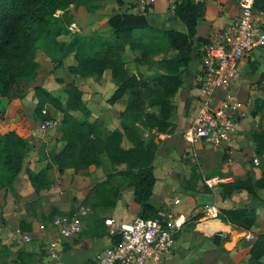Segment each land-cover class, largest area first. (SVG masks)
Instances as JSON below:
<instances>
[{
	"label": "crops",
	"instance_id": "1",
	"mask_svg": "<svg viewBox=\"0 0 264 264\" xmlns=\"http://www.w3.org/2000/svg\"><path fill=\"white\" fill-rule=\"evenodd\" d=\"M136 1L133 0L135 9L124 12H137ZM239 1L191 0L194 4L201 5L203 15L197 22L194 52L183 73V85L173 97L176 107L172 122L175 130L164 133L145 127L140 129L141 138L146 143L154 141L158 144L154 161L157 181L151 203L159 212L163 213L164 208H167V212L186 218L173 251L163 264H251L252 248L264 239V188H256V196L245 190H238L222 198L217 192L199 185L193 190L186 189L175 194L169 178L178 175L186 167V155L190 161L197 160L204 174L215 172L219 176H231L233 182L248 176L256 181L264 171V157L255 153L254 141L250 138L251 130L260 129L261 126L264 129V108L259 118L252 114L255 107V102L252 105L253 100L256 101L259 97L264 99V90L258 83L264 73V47L256 48L244 58L240 66V79L232 89L244 101L246 111L245 117L239 119L232 140L219 148L200 143L195 148L196 157L193 158L191 147L182 136L198 107V74L201 66L198 45L215 30L224 28L239 16ZM146 17L149 24L157 28H175L182 32L187 30L181 18L171 11L167 0H155ZM138 56V51L127 47L125 59L131 73L138 74L139 64L135 60ZM72 59V55L65 58V64H74ZM100 87V91H107V95L103 94L106 99L116 89L117 83L110 70L100 78ZM27 96L0 97V132L16 131L31 146L13 186L0 190V264H48L51 259L48 247L55 241L62 243L58 246L57 258L64 264H93L100 250L113 242L106 220L126 223L139 215L140 205L135 201L132 186L122 188L114 207L91 205L96 197L92 187L105 180L109 173L125 169L126 165L113 164L103 154L99 167L91 165L81 171L67 169L61 174L54 162L55 155L64 145L61 126L42 131L34 113L33 102ZM127 96L108 105V112L100 117L104 121L100 122L103 127L110 130L121 128L120 113L126 107ZM75 116L79 120L85 119L79 117V112H75ZM45 133H50L53 139H45ZM252 159L258 161L255 160L254 164L250 162ZM47 166L50 167L49 185L37 191L30 175L38 174ZM120 179L119 175H115L112 183L116 185ZM212 202H216L220 209L255 206L254 225L251 229L244 230L221 216L206 218L201 214L202 209ZM81 206L86 208L81 232L64 237L51 221L58 215L79 211ZM199 213L201 216H196ZM248 231L256 234L254 242L243 238V234ZM218 232L225 235L219 236ZM26 237H30V240ZM259 261L264 264V251Z\"/></svg>",
	"mask_w": 264,
	"mask_h": 264
},
{
	"label": "trees",
	"instance_id": "2",
	"mask_svg": "<svg viewBox=\"0 0 264 264\" xmlns=\"http://www.w3.org/2000/svg\"><path fill=\"white\" fill-rule=\"evenodd\" d=\"M78 1L0 0V97H10L14 87L33 79L30 76L33 70L36 72L38 68L34 61L38 43L45 41L44 47L53 37L55 48L53 56H50L56 66H62L64 59L72 55L75 63L69 65V71L73 74L101 78L110 70L117 87L108 102L114 104L124 96H129L125 109L120 113L121 128L100 131V128H103L100 122H92L87 118L77 119L74 114L76 111L85 115L90 111L83 99V90L77 85H70L67 89L66 105L44 92L46 100L53 101L56 109L63 113L60 126L64 145L55 155L54 162L61 174L67 169L81 171L91 165L99 167L103 154H106L113 164H125V169L109 173L105 180L92 187L96 197L91 205L101 208L114 207L122 188L132 186L135 201L140 205L138 216H156L160 212L151 203V197L157 181L154 161L158 144L154 141L146 143L141 138L140 129L145 127L164 133L175 130L172 122L176 107L173 97L183 85V73L192 59L197 22L203 15L202 7L191 0L177 5L174 14L185 23L186 32L175 28L158 29L166 39V47L175 50L177 55L172 58L164 57L159 61L165 72L154 77H144L130 72L126 65L125 53L128 46L131 50L138 51L136 61L139 62L148 61L154 54L164 52L159 40H145L143 35L137 32L153 30L146 17L147 12L112 14L108 19L111 35L106 38L75 34L69 41L61 39L60 37L69 31L60 28L55 30L61 20V15L57 16L56 13L61 10L65 14L71 5ZM255 7L264 9V0H256ZM258 83L264 89V73ZM263 108L264 99L259 97L255 101L252 114L258 115ZM251 136L255 153L264 157L263 127L253 130ZM30 150L29 142L16 131L0 132V190L13 186ZM49 168L47 166L38 174L30 175L37 191L49 185ZM115 175L121 177L116 185L112 183ZM256 188H264V171L256 181L248 176L246 179L221 184L217 193L226 198L235 191L245 190L256 196ZM220 216L238 228L248 230L255 223L256 207L221 209ZM115 240L113 237L114 242ZM263 251L264 239L252 248L251 264H260L259 258Z\"/></svg>",
	"mask_w": 264,
	"mask_h": 264
},
{
	"label": "built area",
	"instance_id": "3",
	"mask_svg": "<svg viewBox=\"0 0 264 264\" xmlns=\"http://www.w3.org/2000/svg\"><path fill=\"white\" fill-rule=\"evenodd\" d=\"M171 11L183 0H167ZM155 0H137L138 13H146ZM256 0H240L239 16L224 28L215 30L198 45L201 66L198 74V107L190 124L182 132L196 157L198 144L222 147L232 140L239 119L245 117V103L232 92L240 79V66L244 58L256 48L264 47V9H256ZM75 25V24H74ZM73 25V26H74ZM70 30H78L77 27ZM58 125L55 118L48 117L39 124L42 131H49ZM256 162L258 159H255ZM231 176H211L205 185L217 192L219 185L232 183ZM220 208L216 202L204 205L202 214L209 219L218 218ZM86 208L56 216L51 222L64 237L74 236L82 230V218ZM186 218L172 212L144 218L136 217L131 222L118 223L107 219L110 234L116 238L96 255L93 264H163L173 251L176 238ZM219 236L224 233L218 232ZM248 242H254L256 234H243ZM30 240V237H26ZM55 241L48 247L51 259L48 264H64L57 258L58 246Z\"/></svg>",
	"mask_w": 264,
	"mask_h": 264
},
{
	"label": "rangeland",
	"instance_id": "4",
	"mask_svg": "<svg viewBox=\"0 0 264 264\" xmlns=\"http://www.w3.org/2000/svg\"><path fill=\"white\" fill-rule=\"evenodd\" d=\"M132 9H135L133 0H79L77 3L71 5L65 14H63L61 10L56 13L57 16L61 15V20L55 30L60 28L65 31H69L68 34L60 37L61 39L68 41L75 34L98 37L102 36L106 38L111 35L110 25L107 18L116 12H124ZM72 26L74 28H79V30H76L74 33L71 32L69 27ZM158 29L161 28L153 26V30L148 29L145 31H137L143 35L145 40H159L161 46L164 47V52L154 54L148 61H136L139 64L138 74L144 77H154L162 72H165V69L160 67L159 61L164 57L172 58L177 55L175 50L166 47V39ZM54 41L55 38L53 37L48 40V44L44 47L43 45L45 41H40L38 43L36 55L34 57V61L38 64V68L36 72L33 70V74L30 76L33 77V79L29 82H22L20 86L14 87L11 96L21 95L24 97L28 95L30 100L33 102L37 121L41 122L45 118L52 117L58 121V128L60 126L63 113L56 109L53 101L46 100L44 92L48 93L50 97L58 98L63 105H66L68 96L67 89L70 85H77L83 90V99L90 110L88 115H85L83 112L76 111L80 113L79 117L82 119L87 118L92 122H104L102 119L100 120V117L102 114L108 112L109 108L107 107L108 105L110 106L111 103H109L108 99H106L105 95H107V91H103V89L100 91V78L97 76L81 77L73 74L69 71V66L66 65L64 61L62 66H56L51 57L53 56V49L55 48ZM72 61L75 62L74 58ZM103 94L105 95L103 96ZM42 99L43 104L41 105ZM254 102L255 99L253 100L252 105ZM259 117L260 113L257 115V118ZM103 129L106 131L110 130L108 127H103L100 128V131ZM252 131L253 130L250 131V135ZM44 136L45 139H53L50 133H45ZM250 138L252 139V136ZM184 159L186 160V167L181 169L178 172V175L169 177L171 178L172 184L175 188V194H177L178 191L186 189L193 190L198 185L201 188H204L206 186L205 179L211 177L212 175H216L215 172L204 174L202 170H200L202 166L198 164L197 160L190 161L187 155L184 156ZM250 162L255 164L254 159ZM168 210L169 209L164 208V212H167ZM85 216L86 215L84 214L83 217Z\"/></svg>",
	"mask_w": 264,
	"mask_h": 264
}]
</instances>
